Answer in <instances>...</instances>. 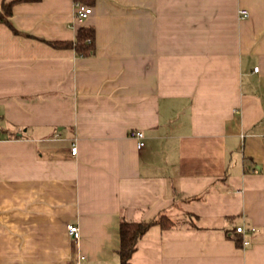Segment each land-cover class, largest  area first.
I'll return each mask as SVG.
<instances>
[{
    "label": "crops",
    "instance_id": "crops-1",
    "mask_svg": "<svg viewBox=\"0 0 264 264\" xmlns=\"http://www.w3.org/2000/svg\"><path fill=\"white\" fill-rule=\"evenodd\" d=\"M81 27L92 55L65 44ZM161 214L177 224L151 227L132 264H264V0L16 2L0 22V264H120L121 221Z\"/></svg>",
    "mask_w": 264,
    "mask_h": 264
},
{
    "label": "trees",
    "instance_id": "trees-1",
    "mask_svg": "<svg viewBox=\"0 0 264 264\" xmlns=\"http://www.w3.org/2000/svg\"><path fill=\"white\" fill-rule=\"evenodd\" d=\"M39 2L41 0H12L3 1L2 9L0 10V22H8L9 17L12 15L13 5L16 2ZM79 1V0H78ZM82 1V0H80ZM87 5V3L85 4ZM89 6V5H87ZM94 30L89 27H81L77 36V40L74 43H65L66 45H72L76 52L82 56H89L94 53ZM64 44V45H65ZM55 45H59L56 44ZM176 221L168 217L167 215L161 214L159 217L149 221L130 222L122 220L120 224V246L118 249V256L120 264H132L131 259L133 253L138 247L140 239L148 232V230L159 225L163 229H170L176 225Z\"/></svg>",
    "mask_w": 264,
    "mask_h": 264
},
{
    "label": "built area",
    "instance_id": "built-area-1",
    "mask_svg": "<svg viewBox=\"0 0 264 264\" xmlns=\"http://www.w3.org/2000/svg\"><path fill=\"white\" fill-rule=\"evenodd\" d=\"M93 10L91 7L83 4V3H77L75 6V18L78 22H84L85 20H87L89 18V16L92 14ZM242 17H247L248 13L245 10H242L241 12ZM259 68L257 67L255 70H258ZM131 137L134 138L135 140H137V147L138 149H142L145 146V135L143 133V131L141 130H133L131 132ZM77 147L73 146L72 147V154L76 155L77 154ZM252 231H254L255 229H251ZM67 232L69 234V236L71 237V239L78 243L80 237H81V232H80V228L78 225L75 224H70L67 227ZM236 232L240 235H242V239H241V243L242 246H248L249 245V241L246 239L245 234H246V228L244 226H238L236 227ZM82 259H84V257H82Z\"/></svg>",
    "mask_w": 264,
    "mask_h": 264
}]
</instances>
